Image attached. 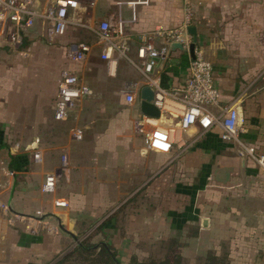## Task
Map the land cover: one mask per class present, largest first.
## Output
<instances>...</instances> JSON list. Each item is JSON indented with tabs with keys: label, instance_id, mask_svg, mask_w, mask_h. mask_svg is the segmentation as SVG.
Returning <instances> with one entry per match:
<instances>
[{
	"label": "crops",
	"instance_id": "1",
	"mask_svg": "<svg viewBox=\"0 0 264 264\" xmlns=\"http://www.w3.org/2000/svg\"><path fill=\"white\" fill-rule=\"evenodd\" d=\"M51 1L36 3L40 8ZM187 4L190 24L197 28L195 49L212 65L221 102L235 104L240 129L235 140H224L220 127L201 132L192 126L182 134L188 145L183 153H160L146 149L133 129L142 114L141 89L148 77H160L166 88L180 86L190 54L187 48L169 46L155 60L152 72H158L148 74L136 65L138 49L151 41L155 50H163L164 35L154 31L182 24ZM73 11L66 31L54 40L34 25L17 47L9 42L0 46V200L13 212L8 219L12 228L0 219V258L9 262L12 252L20 261L27 251L24 264H52L78 242L79 229L96 227L105 219H100L101 198H119L116 190L121 185L126 191L120 197L128 198L131 188L153 179L150 184L161 204L152 213L157 218L150 221L164 225L181 241L188 264L207 250L227 256L230 264H264V175L244 156V147L264 155V0H94ZM119 18L127 49L124 56L115 49L109 52L116 59L112 72L102 57L108 46L99 39L98 26ZM63 36L76 39L69 49L63 46ZM78 44L87 47L82 64L70 57ZM63 69L74 72L90 94L58 121L54 104L40 88L46 93L49 87L56 97ZM85 72H91L93 80L87 81ZM106 81L115 82V87L106 86ZM125 91L135 94L133 105L127 104ZM34 151L42 153L38 163ZM49 173L62 184L60 193L42 191ZM100 184H110L111 190L104 192ZM58 199L67 207L54 205ZM36 210L48 215L46 222L56 220L50 225L64 233L50 232L42 218L14 217L35 216ZM112 215L109 211L103 230L110 244L120 232L130 236ZM201 218L208 219V227H201Z\"/></svg>",
	"mask_w": 264,
	"mask_h": 264
},
{
	"label": "built area",
	"instance_id": "2",
	"mask_svg": "<svg viewBox=\"0 0 264 264\" xmlns=\"http://www.w3.org/2000/svg\"><path fill=\"white\" fill-rule=\"evenodd\" d=\"M37 0H0V46L9 42L14 47L21 43L23 34L32 28L37 20L43 23V32L48 40H54L66 31L71 22L69 14L74 9L89 7L94 0H52L44 9H40ZM188 1V0H187ZM72 10V11H71ZM186 5L185 20L179 26L163 30L157 28L154 33L164 35L166 47L155 50L151 41H147L138 49L140 69L149 72L155 65V59L164 56L170 44L181 42L187 48L191 41L187 33V26L191 21V13ZM122 19L113 22L103 20L98 26L99 39L104 42L107 50L102 57L107 60L108 67L114 72L116 59L110 56L115 49L118 56H124L127 46L124 43ZM87 47L78 44L77 49L70 53L72 59H82ZM138 67V64H136ZM146 85L154 89V104L160 111L159 117L141 114L134 120L133 129L138 133L148 150L176 154L183 153L188 145L182 136L183 132L192 126H198L201 132L213 127H220L224 140H235L239 131V116L235 104L222 103L220 93L214 83L213 68L200 49H195V55L190 58L186 66V76L180 86L166 88L162 86L160 77L147 78ZM56 97L54 98V118L65 120L69 112L76 106L77 101L90 94V89L80 82L78 76L70 70H61L56 81ZM125 100L128 105L135 103L133 91H125ZM74 136L79 137L75 132ZM244 156L256 164L264 175V155H258L251 147H244ZM65 162V157H63ZM56 176L49 173L42 185L43 192H51L55 188ZM57 206H66L64 200H55ZM35 216L14 214L16 218L39 219L41 212ZM42 220V221H41ZM42 225L56 233L49 222L43 218Z\"/></svg>",
	"mask_w": 264,
	"mask_h": 264
},
{
	"label": "rangeland",
	"instance_id": "3",
	"mask_svg": "<svg viewBox=\"0 0 264 264\" xmlns=\"http://www.w3.org/2000/svg\"><path fill=\"white\" fill-rule=\"evenodd\" d=\"M40 9H44V7H42L40 5ZM73 14L74 13L69 14L70 19L72 18ZM34 25H36L35 27H37V31H39L40 33L43 32V23L41 20H37ZM71 28L73 29L74 27H71ZM68 31H69L68 32L69 34L73 33V31L72 32H70V30H68ZM64 38L66 39L64 41L66 43V45L63 44V46L67 47L68 49L73 44L72 42L76 40V39H72L70 36H66ZM64 38H62V39H64ZM24 39H21V40L24 41ZM9 45H11V44L8 43V46ZM72 60H75V59H72ZM155 60H157V59H155ZM69 61L70 60H68V62ZM75 61L79 62L78 64H82V63H84L85 59L83 57L82 59H78V60L76 59ZM139 61L140 60H138V62L136 63V64H138V68L141 67V64L139 63ZM157 72H158L157 69L154 72H152V69H151L148 72V74H150V73L156 74ZM92 76L93 75L91 74V72H89V74L87 76H86V72H85V77H87L86 78L87 81L90 82L91 79L93 80ZM104 84L106 86L108 84H110L112 87H115V85H116L115 82L111 83L108 81L104 82ZM89 85H90V83H89ZM101 86H103V84H101ZM100 89H101L102 93H107L106 89L103 90L102 87H100ZM40 90H41L42 96L45 98H48L49 100L51 99V104L53 105L55 96L52 97V95H54V94L52 93V91H49V87H48V91H46V93L44 92L45 91L44 86L42 88H40ZM44 93L46 94L47 97L44 95ZM9 140H11V138ZM41 155H42V153L39 151L32 152V156L35 159L34 162L38 163L39 160L41 159ZM1 168L2 167H0V172L2 173ZM4 173H6L5 179L9 180L11 175L7 172V170L4 171ZM151 181H153V179H151L149 182H147V184H142L140 188H136V187H138V185L131 188V194L128 196V198L120 197V196H122L123 192L126 191V189L123 188L124 185H121V187L119 186V188H117V190H119V191L116 190L117 194L120 192L119 198L108 199L106 197V198H101L99 200L100 204H99L98 208H99V213H100V219L105 218L104 220H108V213H109V211H111L112 214L116 215V217L118 219V223H120V225L123 227L125 226V228L128 232L127 235H130V236H128V237L126 236V238H124L123 237L124 234H120L121 233L120 232L116 236H114V238L113 237L111 238L112 239L111 243L114 245V248L117 251V256H118L121 264H129L130 259L132 257H135L137 260H144L145 258H147L151 255L155 256V257H162L163 250H162V248L157 247V244L159 241L166 240L172 236L169 234L170 232H166V230L164 229L165 228L164 225L161 226V224L159 222L153 223L154 221L153 222L150 221V219L153 220L154 218H157V216H153L152 213H153V211L155 212L157 205L161 204V198H159V196L156 195L157 193L155 192V190H156L155 185H153V184L151 185L150 184ZM43 184H44V182H43ZM151 186H153V187L151 188ZM8 188H9V184L6 183V185L4 186L3 189L7 190ZM100 188L102 190H104V192H106L108 190L110 191L111 185L110 184H100ZM61 189H62V184L57 181L55 183L54 190L51 191L50 193L51 194L60 193ZM152 190H153V192H152ZM147 192H148V194L146 195ZM150 193H152V194H150ZM164 204H167V202ZM54 205H56V204L54 203ZM66 207H67V205H66ZM36 211L41 212L42 218H44V216L47 215L42 210H36ZM12 213L13 212L10 210V206L5 201L0 200V219L4 220L5 222H7L6 224L9 225L10 223H8V219L12 216ZM34 215H37V214H34ZM48 219H49L48 222L50 221L49 223H52L51 221H53V222L56 221V220H50V218H48ZM99 224L100 223H98V225ZM96 227H95V225L92 226V228L87 231V234L88 233L90 234L93 230L96 229ZM52 228L57 229V231H56L57 234L64 233V231L61 228H59L57 225L56 226L52 225ZM6 230H7V227H6ZM103 234L104 235L107 234L106 230L103 231ZM102 239H103V235L102 236L96 235V237H94L95 241L102 240ZM180 243H181V241H180ZM8 249H9V247H8ZM186 250H187L186 248H183L180 246L181 253H182V251L186 252ZM26 253H27V251H25L24 254L26 255ZM11 254H12V252L9 254V257H8L9 262H5V260L3 258H0V264H24L23 260L26 257L25 255L20 256L21 259L19 261V258H17L16 255L11 256ZM185 260H186V264H188L189 261H188V257H187V252H186Z\"/></svg>",
	"mask_w": 264,
	"mask_h": 264
},
{
	"label": "trees",
	"instance_id": "4",
	"mask_svg": "<svg viewBox=\"0 0 264 264\" xmlns=\"http://www.w3.org/2000/svg\"><path fill=\"white\" fill-rule=\"evenodd\" d=\"M112 217L116 219V215ZM107 221H101L90 234H87V231L92 228V225L79 229L78 242L68 251L59 253L52 264H121L116 249L106 241L107 236L103 234ZM96 235H103V239L95 241ZM180 246L179 239L171 236L157 244V247L163 250L162 257L151 255L144 260L132 257L129 264H186ZM194 264H230V260L225 255H217L214 250H207L203 255L196 257Z\"/></svg>",
	"mask_w": 264,
	"mask_h": 264
},
{
	"label": "water",
	"instance_id": "5",
	"mask_svg": "<svg viewBox=\"0 0 264 264\" xmlns=\"http://www.w3.org/2000/svg\"><path fill=\"white\" fill-rule=\"evenodd\" d=\"M187 33L191 36V41L187 46V50L190 54V58H193L195 55V48L197 43V28L194 24H189L186 28ZM171 50H185L186 47L183 46L181 42L174 41L170 44ZM154 89L151 86H143L141 89L140 94V100H139V107L142 114L151 116V117H159L160 111L157 108V106L154 104ZM200 225L202 228L208 227V219L207 218H201ZM68 234H70L73 238H75V235L70 232L66 231Z\"/></svg>",
	"mask_w": 264,
	"mask_h": 264
}]
</instances>
